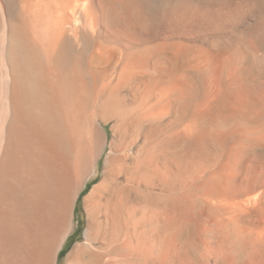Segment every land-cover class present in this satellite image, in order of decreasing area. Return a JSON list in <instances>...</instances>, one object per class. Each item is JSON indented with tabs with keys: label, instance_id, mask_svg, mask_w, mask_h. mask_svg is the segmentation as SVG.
Here are the masks:
<instances>
[{
	"label": "bare ground",
	"instance_id": "bare-ground-1",
	"mask_svg": "<svg viewBox=\"0 0 264 264\" xmlns=\"http://www.w3.org/2000/svg\"><path fill=\"white\" fill-rule=\"evenodd\" d=\"M104 151L65 264H264V0H0V264Z\"/></svg>",
	"mask_w": 264,
	"mask_h": 264
},
{
	"label": "rangeland",
	"instance_id": "rangeland-1",
	"mask_svg": "<svg viewBox=\"0 0 264 264\" xmlns=\"http://www.w3.org/2000/svg\"><path fill=\"white\" fill-rule=\"evenodd\" d=\"M104 155H105V151L103 155H101L98 158L95 169L91 177L88 179L84 188L79 194V197L75 204V210H74L75 227H74L73 232L68 236L63 249L60 251L56 264H65L66 256L70 253L74 245L77 242L82 241L83 239V235H84V231L87 225L88 218H87L86 210L84 206L82 205L83 204L82 199H83V196L89 192L92 186L100 180L102 176V171L104 168Z\"/></svg>",
	"mask_w": 264,
	"mask_h": 264
}]
</instances>
